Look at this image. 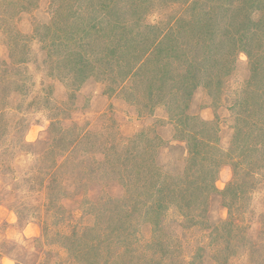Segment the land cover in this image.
I'll return each instance as SVG.
<instances>
[{"label": "rangeland", "instance_id": "1", "mask_svg": "<svg viewBox=\"0 0 264 264\" xmlns=\"http://www.w3.org/2000/svg\"><path fill=\"white\" fill-rule=\"evenodd\" d=\"M0 264H264V0H0Z\"/></svg>", "mask_w": 264, "mask_h": 264}, {"label": "trees", "instance_id": "2", "mask_svg": "<svg viewBox=\"0 0 264 264\" xmlns=\"http://www.w3.org/2000/svg\"><path fill=\"white\" fill-rule=\"evenodd\" d=\"M251 151H253V150L251 149ZM247 152H248V151H247V149H246V153H247ZM247 172H248V173L250 172V173L254 174V173L251 172L249 169L247 170ZM233 185H234V183L231 184V186H233Z\"/></svg>", "mask_w": 264, "mask_h": 264}]
</instances>
